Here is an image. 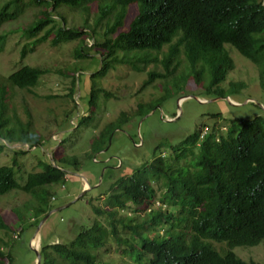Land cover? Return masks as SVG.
I'll return each mask as SVG.
<instances>
[{
  "label": "trees",
  "instance_id": "16d2710c",
  "mask_svg": "<svg viewBox=\"0 0 264 264\" xmlns=\"http://www.w3.org/2000/svg\"><path fill=\"white\" fill-rule=\"evenodd\" d=\"M95 1L98 12L89 27L90 4ZM32 4L40 11L31 24L1 32ZM62 7L81 14L83 27L70 28L58 13ZM131 8H136V15L126 27ZM17 33L26 41L21 59L51 36L54 46L80 42L73 56L76 61L88 59L93 48L85 37H92L94 49L101 53L99 73L93 78L125 65L138 74L148 64L160 65L162 71L150 72L143 83L145 88L163 81L164 94L158 101L174 90L183 91L191 80L212 99L240 95L247 88L244 82L224 86L236 67L229 47L258 67L264 89V0H8L0 6V52L9 35ZM48 73L23 65L0 76V155L6 150L16 155L12 164L0 162V195L13 191L30 195L36 226L54 209L50 187L64 184L68 175L62 165L42 163L40 171L28 173L24 184L19 182L16 157L25 152L10 145L31 142L32 149L40 141L31 135L30 124L15 125V110L12 117L7 115L8 96L32 92ZM73 87L74 78L68 97L74 96ZM154 103L139 104L133 116H146ZM212 116L222 119L220 113ZM129 117L122 112L106 126L91 152L106 149L111 132ZM169 148L116 179L101 197H106L105 210L91 202L92 211L105 220L82 227L69 242L42 246L40 264H113L99 258L109 244L122 257L121 264H264L245 261L235 253L237 247L257 246L264 240V116L215 122L212 129L202 125ZM77 161L69 156L58 159L64 165ZM24 219L20 214L19 221ZM9 231L0 212V232ZM9 242L0 235V264L13 261L6 251ZM214 243L225 244L227 250H217Z\"/></svg>",
  "mask_w": 264,
  "mask_h": 264
},
{
  "label": "rangeland",
  "instance_id": "374dc122",
  "mask_svg": "<svg viewBox=\"0 0 264 264\" xmlns=\"http://www.w3.org/2000/svg\"><path fill=\"white\" fill-rule=\"evenodd\" d=\"M6 1L0 0V6ZM97 6L96 1L90 4L89 27H92L98 12ZM39 11L40 8L34 4L26 6L20 18L5 24L1 32L8 33L28 26ZM136 11V8L130 9L126 27ZM58 13L61 19H66L70 28L83 27L81 14L66 7L60 8ZM85 39L87 46L93 50L88 51L91 57L79 61L73 55L80 42L54 46L53 36L36 46L35 52L25 59H21V50L26 41L20 38V33L9 35L3 52H0V76H8L23 65L50 71L32 92L15 91V95L8 96L7 115L12 117L15 110L18 115L15 125L30 124L31 135H37L40 141V145L32 149L29 148L31 142L10 145L12 149L25 152L16 157L19 182L24 184L28 173L40 171L42 163L62 165L68 175L64 184L50 187L54 193L51 199L54 209L41 218L38 226L34 225L32 207L35 203L30 195L22 191L0 195V212L10 227L9 233L0 232V235L10 240L6 251L13 255L11 264H37L35 250L40 252L44 245L69 242L82 227L91 226L96 220L103 222L106 217L96 215L91 202L105 210L106 197H101L116 179L131 174L133 169L151 161L155 155L165 154L170 149L169 145L182 142L198 127L206 125L212 129L215 122L222 125L234 118L264 116V89L260 87L259 69L233 47L229 50L236 67L224 86L227 88L230 81L244 82L247 88L240 95L212 99L191 80L183 91L177 93L174 90L164 101H158L164 94L161 88L163 81L155 80L145 88L143 83L150 72L162 71V66L148 64L145 71L138 74L125 65L118 71L93 78L99 73L101 53L94 49L92 37L86 36ZM71 73L75 79L74 96L68 97L72 88ZM149 102H155L153 110L143 117L133 116L139 104ZM122 112L128 113L130 120L119 124L111 132L106 149L91 152L92 143L101 136L102 130ZM218 113L223 120L212 116ZM19 135L20 132H17L16 136ZM161 145L163 147L157 150ZM15 156L12 150H6L0 155V162L12 164ZM67 156L76 157L78 164L58 162V159ZM58 208L62 209L55 211ZM19 213L25 218L23 222L19 221ZM125 214L127 212H121V215ZM34 242H38L36 247ZM214 246L221 252L227 250L225 244L214 243ZM107 248V251L99 252V258L121 264L123 259L116 247L109 244ZM235 253L245 261L264 263V240L257 246L237 247Z\"/></svg>",
  "mask_w": 264,
  "mask_h": 264
},
{
  "label": "water",
  "instance_id": "95a60500",
  "mask_svg": "<svg viewBox=\"0 0 264 264\" xmlns=\"http://www.w3.org/2000/svg\"><path fill=\"white\" fill-rule=\"evenodd\" d=\"M86 191V190H85ZM84 191V192H85ZM65 207H68V205L67 206H65ZM62 208H64V207H62ZM62 208H58L57 210H55V211H58V210H60V209H62ZM35 253H36V256H37V264H40L41 263V254H40V252L38 251V250H35Z\"/></svg>",
  "mask_w": 264,
  "mask_h": 264
},
{
  "label": "built area",
  "instance_id": "2783aa9c",
  "mask_svg": "<svg viewBox=\"0 0 264 264\" xmlns=\"http://www.w3.org/2000/svg\"><path fill=\"white\" fill-rule=\"evenodd\" d=\"M207 130V129H206ZM206 130L205 131H203V133H202V136H204L205 134H206Z\"/></svg>",
  "mask_w": 264,
  "mask_h": 264
},
{
  "label": "bare ground",
  "instance_id": "6f19581e",
  "mask_svg": "<svg viewBox=\"0 0 264 264\" xmlns=\"http://www.w3.org/2000/svg\"><path fill=\"white\" fill-rule=\"evenodd\" d=\"M37 243H38V242H34V244H35V247H36Z\"/></svg>",
  "mask_w": 264,
  "mask_h": 264
}]
</instances>
